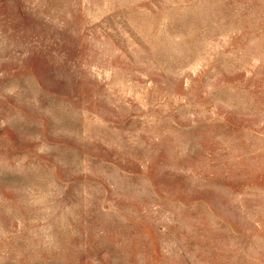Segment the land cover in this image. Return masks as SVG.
Listing matches in <instances>:
<instances>
[{"label": "rangeland", "instance_id": "1", "mask_svg": "<svg viewBox=\"0 0 264 264\" xmlns=\"http://www.w3.org/2000/svg\"><path fill=\"white\" fill-rule=\"evenodd\" d=\"M0 264H264V0H0Z\"/></svg>", "mask_w": 264, "mask_h": 264}]
</instances>
